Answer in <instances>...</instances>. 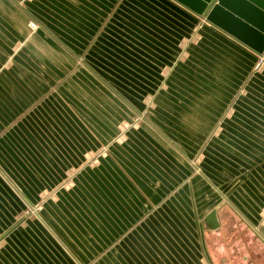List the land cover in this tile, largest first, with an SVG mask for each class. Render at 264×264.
Wrapping results in <instances>:
<instances>
[{
	"label": "crops",
	"instance_id": "crops-1",
	"mask_svg": "<svg viewBox=\"0 0 264 264\" xmlns=\"http://www.w3.org/2000/svg\"><path fill=\"white\" fill-rule=\"evenodd\" d=\"M202 19L0 0V264H264V62Z\"/></svg>",
	"mask_w": 264,
	"mask_h": 264
},
{
	"label": "water",
	"instance_id": "water-1",
	"mask_svg": "<svg viewBox=\"0 0 264 264\" xmlns=\"http://www.w3.org/2000/svg\"><path fill=\"white\" fill-rule=\"evenodd\" d=\"M237 41L264 56V0H175ZM219 227L218 208L205 219Z\"/></svg>",
	"mask_w": 264,
	"mask_h": 264
},
{
	"label": "built area",
	"instance_id": "built-area-1",
	"mask_svg": "<svg viewBox=\"0 0 264 264\" xmlns=\"http://www.w3.org/2000/svg\"><path fill=\"white\" fill-rule=\"evenodd\" d=\"M203 19H202V22H201V24L203 25L205 22H207L206 21V19L204 18V17H202ZM208 23V22H207ZM200 24V25H201ZM264 62V56H261L260 57V59H259V62H258V64L260 65L261 63H263ZM40 208V205H36V206H34V210H37V209H39Z\"/></svg>",
	"mask_w": 264,
	"mask_h": 264
},
{
	"label": "rangeland",
	"instance_id": "rangeland-1",
	"mask_svg": "<svg viewBox=\"0 0 264 264\" xmlns=\"http://www.w3.org/2000/svg\"><path fill=\"white\" fill-rule=\"evenodd\" d=\"M257 247H256V250H258V249H261L262 248V246H260L259 245V243L256 245Z\"/></svg>",
	"mask_w": 264,
	"mask_h": 264
}]
</instances>
